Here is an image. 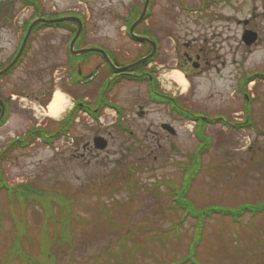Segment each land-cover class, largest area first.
Instances as JSON below:
<instances>
[{"label": "rangeland", "instance_id": "obj_1", "mask_svg": "<svg viewBox=\"0 0 264 264\" xmlns=\"http://www.w3.org/2000/svg\"><path fill=\"white\" fill-rule=\"evenodd\" d=\"M138 1L141 2L48 0L47 6L48 13H60L61 9L66 12L75 7L86 19L82 46L106 43L119 51L118 62L126 63L140 53L123 33L126 17ZM203 5L202 0H155L153 12L166 29H172L173 41L183 43L203 39L205 29L210 32V24L226 26V21H210L208 10L217 11L224 18L232 14L248 18L254 9L263 11L264 0H239L238 5H214L205 10ZM258 24L264 40V20L260 19ZM232 28L215 36L222 48L217 67L199 73L186 88L171 83L166 77L177 69L169 39L172 36L163 38L162 30L159 33L161 53L156 64H152L157 68L161 91L175 95L178 103L193 112L217 119L214 124L204 126L208 143L205 149L199 150L202 152L200 170L189 191L197 207L214 203L236 207L242 202L264 201V44L249 49L239 44L242 27L234 24ZM69 38L68 31L49 30L46 50L35 49L29 53L31 74L27 83L15 82L26 68L19 69L10 80L18 102L6 123L0 125V152L13 139L24 137L37 123L56 128L58 121L74 106L75 97L85 96L95 106L94 93L99 92L96 87L105 73L100 70L92 87L73 89L65 80L69 72L64 69L65 44ZM99 57L96 53H87L75 56L74 60L81 63L91 59L82 67L85 73ZM40 71L44 72L43 76ZM57 89L68 99L67 110L53 118L46 114L43 101L52 99ZM247 96L251 98L249 106ZM106 99L122 111L121 124L118 111L106 105L99 111L101 121L82 113L68 135L52 139L50 145L37 140L21 149L18 144L17 149L6 155L7 160H0V171L8 186L24 189L21 185L35 184L37 189L47 190L55 197L51 202L55 214H65L68 208L76 212L79 220L71 225L66 242L61 240L59 221H47L43 207L46 197H38L43 203L17 201L15 193H6L0 178L3 210L9 208L19 220L25 221L33 241L25 240L23 244L28 250V246L34 245L29 250L32 256L37 258L42 246L56 239L54 246H59V251L53 253L58 264H166L187 259L197 220L188 216L182 226H175L182 211L174 207L171 186H182L186 178L184 169L196 158L200 140L195 123L171 105L153 100L147 82L124 80L106 93ZM222 116L228 121L222 122ZM246 116L251 119L250 126H234ZM162 123L173 125L177 133L164 131L160 127ZM98 135L109 142L103 151L93 146V139ZM44 223L49 226L47 233L53 232V236H45L42 242ZM12 226L11 218L8 221L2 218L0 264H18L11 260L5 263L14 241ZM123 235H128L126 242ZM200 235L195 252L200 264H264V212L254 215L246 212L238 219L215 213L205 221ZM121 246L124 247L115 254Z\"/></svg>", "mask_w": 264, "mask_h": 264}, {"label": "flooded vegetation", "instance_id": "obj_2", "mask_svg": "<svg viewBox=\"0 0 264 264\" xmlns=\"http://www.w3.org/2000/svg\"><path fill=\"white\" fill-rule=\"evenodd\" d=\"M47 1L48 0H0V71L8 67L14 61L17 54L22 48L27 31L31 23L35 19L40 17L52 19L63 16H58L57 13H50L51 15H49ZM215 1L218 2V5L234 6L239 4V0ZM69 9H71L69 11H72V13L68 15H76V12H74L75 8L70 7ZM211 16H216L219 18V20H222V15L218 13H213ZM259 18H264V9L262 13L257 12V10L253 11L252 17L247 25V28L257 30V20ZM234 21L237 25L240 24L239 18L235 17V15H231L228 17L226 26L210 24V32L208 29H205V32H203L204 37L200 40H197L195 38L193 40L185 41L183 43H177L176 41H173L172 37H174V35L172 33V37H169V39L172 40L173 51L175 53V57L173 58V65L182 70L185 75H187V77H190V79H194L197 74L205 72L208 69L216 68V60L219 58L218 52L222 48L220 40L218 41L216 39L217 37L215 36L223 35L224 29H226V31H231L233 29L232 22ZM160 22L161 21L159 18H157V15H154V18L152 19L151 23L148 21L146 24H140V26L142 25V28L145 29V26L148 25L150 26V29H145L144 31L138 30L137 32L141 35H145L144 32H147L156 41L158 49L161 47L162 42V40L160 39L161 36L159 34L160 28H166V26L162 25ZM52 28V26L49 27L48 23L38 22L30 32V35L26 41V44L24 45L21 55L18 57V59L14 62L12 66H10L6 71L0 74V98L3 99L5 104L4 115H2L3 107L0 104V118H2L0 121H2L8 113H11L12 109L18 102L16 101L18 100L15 95L16 92H14L16 89L10 87V80L12 81L16 77V73L19 69L26 68L27 71L25 70L24 72H21L22 75L18 77L15 82L20 83V85L27 83V79L29 77L28 75L31 74V67L28 64V62L31 60H28L29 53L30 51L35 49L46 50L48 32L49 30H53ZM55 29L62 30L61 27ZM164 34L168 37L170 32L165 33V31H163V35ZM209 36L212 37H210L209 39ZM208 39L211 42H209ZM145 43L150 47V49L146 51L143 56L149 54L152 50V44L149 42ZM140 45L141 47H143L144 44ZM156 57H158V54L156 55ZM160 66H163V64H160ZM146 73L153 74L155 73V71H153V73L146 71L145 74ZM40 74H42L43 76L44 72L40 71ZM127 74V72H123L118 73L117 75ZM151 79L153 80L152 76ZM46 92L47 88L42 92V95L44 96ZM39 126H41V123H37L34 127ZM34 130L40 132L43 131V129L41 128H35Z\"/></svg>", "mask_w": 264, "mask_h": 264}, {"label": "trees", "instance_id": "obj_3", "mask_svg": "<svg viewBox=\"0 0 264 264\" xmlns=\"http://www.w3.org/2000/svg\"><path fill=\"white\" fill-rule=\"evenodd\" d=\"M77 113V108L74 109L70 121L71 123L74 120V117L76 116ZM67 121H64L63 123H66ZM69 129V126L66 125L62 130L55 129V130H48L47 135L49 137H55L57 138L60 136L63 132H66V130ZM59 130V131H58ZM34 136V135H32ZM36 136V135H35ZM205 137V141H203L198 150L195 152L192 164L187 166L185 170L184 176H186L185 181L182 182V186L175 187L173 184V193L174 195V207L181 209L183 211L182 214V219L183 217H186L188 215L195 216L197 217L198 221L200 222L198 224V227L200 228V232L203 229L205 225V221L208 217H211L215 213H236L239 216L243 215L246 212H252L255 214L259 212H264V201L259 202V203H250V202H242L238 204L236 207H226L220 204H212L204 207H197L194 202L189 198V191L191 189L192 183L195 181L196 176L200 170V157L202 152L199 153V150L201 151L202 149H205L208 143V137ZM27 143L29 142L28 139H26ZM17 144V142H14L13 144H10L6 150L0 153V160H4L7 158L6 155H8L11 151V149ZM24 186V189H20L19 187H15L14 192V199L17 201L24 200L25 202L30 201L34 202L35 200L38 199V197L42 196L46 197V203H43L42 199L38 200V202L43 203V207L46 209V218L47 221L52 220L53 222H56L57 220L61 224V230L59 232L60 236L62 237V241L66 242L65 239L69 238L71 233V225L75 224L78 222L79 218L76 214V212H72L69 208L65 214L60 212L59 215L55 214L53 212L51 202L55 200V197H51L48 192L46 193H38L33 189L32 185H21ZM2 203H0V224L2 221V218H4L6 221H8L10 218L13 220V226L11 229L12 234L14 235V241L13 245L9 249L7 259L5 261H17L18 264H58L56 261V255L53 253V251H59V246H54L56 239L48 241L46 244L42 246V249L40 250L38 257H34L31 255L29 250H33L34 245L28 246L29 250L26 248V246L23 244L25 240L33 241L31 235L27 233L26 227H25V221L24 220H19L18 216L11 211L8 208V211L3 210L2 208ZM21 205V203H20ZM179 219L178 223H182ZM48 224L44 223L42 231H41V236L42 242L45 240V236H53V232L47 233V228ZM55 228L50 229V231H54ZM123 239H126L123 237ZM197 246V244H196ZM124 246H121L117 251H115V254H118V251L121 250ZM194 249H192V252H194ZM196 250V249H195ZM111 254V250L108 251V255ZM194 256V254H193ZM192 258V255H189L188 257ZM187 261L186 257L174 261H170L166 264H184ZM70 264V263H69Z\"/></svg>", "mask_w": 264, "mask_h": 264}, {"label": "bare ground", "instance_id": "obj_4", "mask_svg": "<svg viewBox=\"0 0 264 264\" xmlns=\"http://www.w3.org/2000/svg\"><path fill=\"white\" fill-rule=\"evenodd\" d=\"M166 77L169 81L172 80L171 83H177L179 87L186 88L187 86L186 79L181 72L177 70L171 71ZM67 102L68 99L65 93L62 90L57 89L48 105L46 114L53 118L59 117L65 110Z\"/></svg>", "mask_w": 264, "mask_h": 264}, {"label": "water", "instance_id": "obj_5", "mask_svg": "<svg viewBox=\"0 0 264 264\" xmlns=\"http://www.w3.org/2000/svg\"><path fill=\"white\" fill-rule=\"evenodd\" d=\"M148 2H149V0H147L146 5H145V8H144V11H143V13H142L140 19H139L137 22H139V21L143 18V16L145 15L146 10H147V6H148ZM81 27H82V25H80V28H79V30H78V32H77V35H76V37H75V39H74L73 42H75V40L78 38V36H79V34H80V32H81ZM132 30H133V27L131 28V31H132ZM253 35H254V34H253ZM135 37H137V38H139V39L147 40L146 38H142V37H139V36H135ZM247 38H248V37H247ZM253 40H255V36L250 35L249 38L247 39V42H248V43H252ZM88 50H97V49H85V50H82L81 52H85V51H88ZM153 53H154V51H153ZM153 53H152V54H153ZM152 54H151V55H152ZM143 60H144V59H143ZM169 130H170L172 133L175 132L171 127H169ZM97 145H98V144H97ZM98 146L101 147V148L104 147V145H98Z\"/></svg>", "mask_w": 264, "mask_h": 264}]
</instances>
